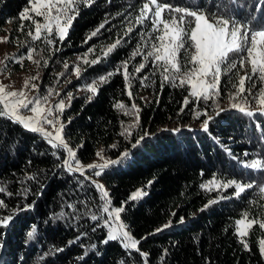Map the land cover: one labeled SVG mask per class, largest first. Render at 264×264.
<instances>
[{
	"label": "trees",
	"instance_id": "obj_1",
	"mask_svg": "<svg viewBox=\"0 0 264 264\" xmlns=\"http://www.w3.org/2000/svg\"><path fill=\"white\" fill-rule=\"evenodd\" d=\"M143 2L95 0L92 6L80 9L63 42L53 36L54 43L48 45L43 39L31 41L27 35L28 27L23 32L19 31V13L27 6L28 0H0V32L8 25L6 36L16 46L15 55L20 56L29 47L34 48V59L59 62L57 70L71 55L89 49H93L89 60L103 57L106 47L122 38L120 45L99 63L84 64L83 76L97 78L115 71L128 59L141 41V33L150 29V23H146L124 35L129 21L134 23L133 18L139 14ZM161 2L173 6H203L227 3L228 0ZM255 2L237 0L238 4L245 5L237 13L240 19L251 20L256 15ZM106 19L107 23L99 33L88 39ZM251 22L253 26L258 22L264 23V17ZM23 23L30 25L34 32L31 21ZM141 62L142 56H137L129 64L128 71L134 72ZM42 67L38 95L46 93L55 76L61 77L48 76L49 65ZM14 68L18 70L21 67L14 65ZM152 72L149 63L132 81L133 99L127 95L122 68L119 74L100 85L91 100L88 97L92 93L74 96L61 114L65 141L76 151L81 163L92 159L101 149L110 159L128 151L129 155L120 163L108 167L96 178L109 193L112 207H123L120 221L140 241L138 249L147 253L148 264H264L258 243L264 238V230L256 224L250 235L244 238L250 250H245L234 234V221L241 218L243 212L248 211L250 219L264 218V198L259 193L260 186H264V170L244 168L225 151V148L230 149L240 160L264 158V139H261L264 115L257 113L249 117L236 109L225 108L228 110L217 116L210 104L196 105L195 102L180 112L188 94L187 86L174 88L166 83L161 89L159 74L152 75ZM142 76L149 77L146 81L148 87H141ZM77 82L75 80L72 84ZM228 86L221 84V90ZM117 103L129 108L135 103L140 109L139 127L133 130L131 137L120 135L123 130L121 124L134 123L135 117L117 110L114 107ZM197 107L214 116L207 132L201 130V125L197 126L207 117L193 118V109ZM175 128L181 131H171ZM145 131L151 135L133 148L132 143ZM245 152L250 155L245 157ZM64 157L65 153L52 149L39 134L0 118V184L12 193L10 196L0 193V200L7 205V209H0V216L8 215L9 210L17 212L7 227H0V264H144L139 252L125 250L117 241L103 243L107 230L97 227V222L87 216L76 218L78 212L85 210L82 201H87L92 211L97 210L101 201L90 181H84L79 173L68 174L57 167ZM214 174L223 182L232 179L242 184L251 183L253 188L247 189L240 197L233 195L234 187L220 191L202 190L200 185ZM32 175L36 177L34 180L24 179ZM149 181H152L151 185H148ZM25 188L28 189L26 196L23 194ZM137 189H143L147 194L138 200H129ZM218 196L228 198L218 199L201 211L210 199ZM69 203L76 205V211L67 207ZM24 205L32 207L17 211ZM60 212L67 215L55 218V214ZM181 217L183 223H180ZM169 221L172 222L170 227L156 231ZM33 226L36 232L29 239L27 233Z\"/></svg>",
	"mask_w": 264,
	"mask_h": 264
},
{
	"label": "snow or ice",
	"instance_id": "obj_2",
	"mask_svg": "<svg viewBox=\"0 0 264 264\" xmlns=\"http://www.w3.org/2000/svg\"><path fill=\"white\" fill-rule=\"evenodd\" d=\"M94 3L95 0H28V6L19 13L21 22L19 31L23 32L25 27H28L27 35L33 42L43 39L46 44L51 45L54 43L53 36L63 42L73 21L79 15L80 9L90 7ZM244 6L238 4L237 0H228L227 3H208L203 6L200 4L173 6L161 2V0H144L139 8V14L133 18L134 23L132 20L129 21V26L124 35L127 36L136 26L142 27L146 23H150V29L141 33V41L131 52L129 58L123 61L115 71L100 76L98 81L85 85V90L92 93L88 100H91L97 94L100 85L107 83L112 76L119 74L121 68L123 69L127 95L129 99H133L132 81L137 78V74L141 73L151 63L152 75L159 74L161 89L166 83L171 84L174 88L183 89L187 86L188 94L184 97V107L180 108V112H183L185 107L193 102L196 105L203 103L205 106H209L210 104L217 116L228 110L221 108L219 105L221 81L224 76H228L231 82V77L234 74L238 77V84H231L234 91L228 95L229 109H236L249 117L257 113L264 115V23L258 22L253 26L251 22L259 21L261 17H264V0H256L253 5L256 15L252 16L251 20H242L237 15ZM36 17L42 18L43 22L36 20ZM26 20L35 25L34 32L30 25L23 23ZM106 23L107 19L104 24L91 32L88 39L96 36ZM145 36H148L149 39L145 40ZM121 40L122 38L108 45L106 50L103 51V57L110 55L120 45ZM7 41V36L0 37V43H6ZM85 43H87V40H85ZM149 44L151 45L150 50L145 51ZM91 52H93V49H89L81 58L84 64L95 65L103 58L97 57L89 60L88 55ZM35 53L36 50L29 47L26 55L19 58L13 57L12 59L14 63L20 64L21 67H23L25 59L40 65V60L34 59ZM137 56H142V62L134 68V72L130 73L128 71L129 64ZM7 59L9 57L5 56V60ZM3 63L4 61L0 60V65ZM44 64L47 65V61H44ZM64 67L68 68L67 63ZM81 71L80 67L74 69L77 76H80ZM241 72H243V75L240 74ZM38 79L39 74L26 79L23 88L18 91H9V85L0 83V118L8 119L28 131L39 134L52 149L61 150L62 154L66 153V157L62 158L57 167L62 168L68 174L79 173L84 181H90L91 186H94L99 193L101 201L96 211L88 208L87 201H82L85 210L78 212L76 218L87 216L90 220L97 222V227H103L107 230V238L103 243L117 241L125 250L139 252V255L144 258V264H148L147 253L140 252L138 249L140 241L135 239L126 230V225L120 221V213L124 210L123 207H112L109 193L102 184L92 179L93 176H101L108 167L120 163L129 155L128 151L121 152L116 159H110L104 156V150L101 149L96 153L101 162L83 165L77 158L76 151L68 145L62 135L64 125L60 122L59 116L66 107L65 102L61 100L55 104L49 103V98L54 95L58 96L59 93L49 88L45 95L30 97L28 92L24 90L29 89L37 92L39 86L32 83V81ZM148 80V76L140 77L141 87H148L149 85L146 83ZM249 98H251V101ZM68 99L69 101L72 99L71 94L68 95ZM252 104L256 107L253 108ZM114 107L125 115L135 117L134 123L124 125L122 122L121 124L123 130L120 135L126 138L131 137L133 130L139 127L138 113L140 109L135 103L130 108L123 103H117ZM26 112H30L31 115H26ZM202 116L207 118L203 119L201 130L207 132L214 116L207 111H201L198 107L193 109L194 119H200ZM45 125L51 126L52 130L49 131ZM189 130L191 131L190 128ZM171 131L180 132L181 129L175 128ZM149 135L151 133L145 131L132 143V147H137ZM261 139H264V135ZM111 147H116V145ZM225 151L244 168L264 170V158L240 160L230 149L225 148ZM243 155L248 157L250 154L245 152ZM86 171H91L92 175H86ZM35 178L34 175L24 177L25 180L29 181ZM151 183L152 181H149L148 185H151ZM83 187L84 184L81 182V188ZM231 187L235 188L233 195L240 197L247 189L253 188V184H242L232 179L223 182L214 174L211 179L200 185V188L205 191H220ZM0 193L12 195L11 192L7 191L6 186L2 184H0ZM27 193L28 189L25 188L23 194L26 196ZM259 193L261 198H264V186H260ZM146 194L143 189H137L131 193L129 200H138ZM227 198L226 196H218L217 199H210L201 211L216 203L218 199ZM31 207L32 205H24L22 209L17 211L27 210ZM67 207L76 211L75 204L69 203ZM0 209H7V205L3 200H0ZM16 214V211L9 210L8 215L0 216V227H7ZM66 215L67 213L60 212L55 214V218H64ZM171 223L169 221L156 231L159 232L170 227ZM180 223H183V217H181ZM256 224L259 225L261 230H264V218L250 219L248 211L243 212L241 218L234 221V234L245 250H250V246L244 238L250 235V230ZM93 231H95V228H93ZM35 232L36 228L33 226L32 230L27 233L28 238L31 239ZM262 235H264V232H262ZM74 242L70 241L69 243ZM258 243L260 254L264 257V239L259 240ZM92 247H95V245ZM62 250L53 249V251Z\"/></svg>",
	"mask_w": 264,
	"mask_h": 264
},
{
	"label": "rangeland",
	"instance_id": "obj_3",
	"mask_svg": "<svg viewBox=\"0 0 264 264\" xmlns=\"http://www.w3.org/2000/svg\"><path fill=\"white\" fill-rule=\"evenodd\" d=\"M28 6V4H27ZM26 6V7H27ZM36 20L43 22L42 18L40 17H36ZM8 25L4 26V31L0 32V37H5L7 35V30ZM34 31H35V25H34ZM45 35H47V33H45ZM151 45H148V50H150ZM16 46L12 43H10L9 41H7L6 43H0V60L4 61V63L2 65H0V83H3L5 85H9V91L12 90H20L23 88L24 86V81L32 76H36L37 74H39V79L36 81H32V83H36L39 84V80L41 79V76L43 74V67L42 66H48L49 65V71L47 72L48 76L49 75H61V77H54V83L52 86H50L49 88L53 89L54 92H58L59 95L56 96H52L49 98V103L51 104H55L61 100H63L66 104V106L69 103V99H68V95L71 94L72 98L76 95H84L90 92H87L85 90V85L92 83L93 81H98L99 77L97 78H92V79H87L86 76H83V73L81 71L80 76H77L74 72V69L76 67H80L81 69H83L84 67V63L83 60L81 59L85 53H87L88 51L82 52V53H75L73 55H71L68 59L64 60L61 65L60 68L57 70L56 69V64H58L59 62L56 61H52V62H47V65L44 64V61L41 62V59H37L40 60V65H36L34 63H32L29 60H24L23 61V67H21L20 64L18 63H14L13 62V57L19 58L22 55H26L27 52H25L24 54L17 56L15 55L16 53ZM90 54V53H89ZM5 56L9 57V59L5 60ZM88 59H89V55H88ZM56 62V63H55ZM65 63H67L68 68L66 69L64 67ZM14 65H18L19 67H21L20 69L16 70L14 68ZM6 66V67H5ZM241 75H243V72L240 73ZM78 80L77 84H72L73 81ZM232 83H237L238 84V77H236L234 74L231 77V82L228 76H224L222 78L221 84L226 87L228 86L227 89H224L223 91L220 89L221 91V96L219 98V105L221 108H229V98L228 95L230 92L234 91V89L231 87ZM47 88V90L49 89ZM26 92H28V95L31 96H35L38 95L37 92H33L30 91L29 89H24ZM47 93V91H46ZM45 93V94H46ZM44 94V95H45ZM144 97V95H142ZM141 97V94H140ZM251 101V98H249ZM252 107L255 108L256 106L254 104H252ZM26 115H31L30 112H26ZM60 122L63 124V120L61 118V114L59 116ZM132 119V118H131ZM133 122V121H132ZM201 125V124H197ZM186 126V125H185ZM45 127L51 131V126L49 125H45ZM54 134V133H53ZM65 157H66V153H65ZM93 162H101L99 161V158L95 155L92 159L88 160L85 163H82L83 165H88L91 164ZM86 175L91 176L92 173L91 171H86ZM92 179L97 180L100 184L101 181L98 180L96 177H92ZM264 239V238H262Z\"/></svg>",
	"mask_w": 264,
	"mask_h": 264
}]
</instances>
